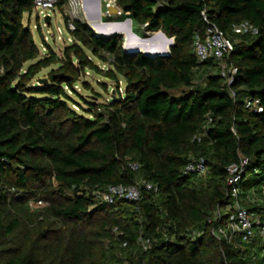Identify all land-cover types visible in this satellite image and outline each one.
<instances>
[{"label":"trees","instance_id":"16d2710c","mask_svg":"<svg viewBox=\"0 0 264 264\" xmlns=\"http://www.w3.org/2000/svg\"><path fill=\"white\" fill-rule=\"evenodd\" d=\"M34 1L0 0V264H264V235H214L233 211L227 168L241 157L239 203L264 221V0H115L121 14L105 21L174 38L157 58L127 53L123 36L100 37L82 20L60 55L46 42L43 52L24 23ZM68 2L55 9L64 15ZM204 14L234 43L223 58L237 69L231 84L222 62L195 51ZM244 22L257 33L234 31ZM87 73L114 82L98 81L106 101ZM197 158L202 174L186 169ZM133 184L137 200L97 193Z\"/></svg>","mask_w":264,"mask_h":264},{"label":"built area","instance_id":"2783aa9c","mask_svg":"<svg viewBox=\"0 0 264 264\" xmlns=\"http://www.w3.org/2000/svg\"><path fill=\"white\" fill-rule=\"evenodd\" d=\"M115 6H116V1ZM57 0H35V9L39 10V14L42 15L43 20L47 15H50L49 11L54 10ZM70 8L73 10V14H78L79 3L78 0H69L68 2ZM107 5V13L114 5ZM84 13V12H83ZM121 14V13H120ZM119 14V15H120ZM85 16V14H84ZM113 16V15H111ZM67 30H75L74 21L80 20L73 16H67ZM86 17V16H85ZM204 20L206 22V27L204 33H197L194 39V48L200 61H204L209 57H214L219 60L222 66L223 75L226 77L227 82L231 84L234 79V74H236L237 69L231 68L226 70V65L223 63V58L225 54H228L233 49V42L226 37L224 32L215 24L210 23L206 15L204 14ZM234 31L239 33H257V28L253 27L250 23L244 22L239 26L234 28ZM71 40V39H70ZM72 42V40H71ZM45 50V48H43ZM124 50L126 51V43L124 45ZM127 52V51H126ZM129 53V52H127ZM232 95H235L232 92ZM246 107H255L259 112L263 110L259 104V100H251V98L245 99ZM249 164L248 157H241L236 163H233L227 168L228 178V193L231 195L233 204L228 206V210H233L228 214L225 225L218 226V229L214 231V235L227 242H232L236 233L242 234V239L244 241H249L255 237L256 233L264 235V221H261L260 217L250 213L246 208H243L239 203V195L241 193L240 183L242 177L246 171L247 165ZM133 168H138V165L134 163ZM187 171H197L199 173H204L206 171L205 160L203 158L194 159L188 166ZM148 189H156V187L147 181L142 183ZM140 184H133L129 186L118 185L110 186L106 191L97 192L100 199L105 202H113L116 198H127L130 200H137L140 197ZM261 195L264 197V186L261 187ZM46 203L39 201H30V206L32 208L43 207ZM221 209L216 210L214 215L215 219H221Z\"/></svg>","mask_w":264,"mask_h":264},{"label":"rangeland","instance_id":"374dc122","mask_svg":"<svg viewBox=\"0 0 264 264\" xmlns=\"http://www.w3.org/2000/svg\"><path fill=\"white\" fill-rule=\"evenodd\" d=\"M113 1L114 0H100V6H101L100 17L102 18L103 22H105L103 17L109 16V14L107 13V5L106 4H111V5L115 6V2H113ZM78 3H79L78 14H73V10L70 8V6L68 4V6L65 9L64 15L65 16H73L75 18L77 17L80 20L86 22L88 24V26H90L89 19L87 17H85L86 15L84 16L83 8L87 5L98 7V2L95 0L94 1H92V0H78ZM115 7L119 8L117 5ZM120 11H121V9H120ZM49 13L51 15L50 24L46 23L45 18L43 20V17L41 14H39L38 9H34L33 13L30 15L26 14L24 17V23L26 25L27 24L30 25V28H31V31L33 33L36 44L38 45V47H40L42 49L43 52H45V50H43V48L46 46L44 44L46 42L48 45L51 46V48L54 51H56L60 55L64 46L67 43H70L71 40H73V39L67 30V26L65 24L64 15H63L62 11L56 8L54 10L49 11ZM96 15L93 16L95 19L97 17ZM37 16H39V18H40L39 21H37ZM113 16H117V15H113ZM38 27H41V32L38 30ZM131 28H133L136 32L143 35V30L137 24L133 23ZM94 32L96 33V31H94ZM148 32H149V34L147 33L142 38H145V37L149 38L153 34H156L157 31H148ZM123 37H124V44L123 45H125V43H126L125 42V35ZM158 40L160 41V39H158ZM140 49L143 51H149V50L144 49V48L143 49L140 48ZM149 52H151V51H149ZM53 67H56V66H53ZM48 72H49V69L42 71L37 76V78L46 77ZM84 79L89 81V83L93 86L94 91L101 93V96L98 99L99 102L106 101L108 96H110L112 94L111 92L108 93V92L104 91L102 89V86H100V84L98 83V81H101V82H106L109 85H113L114 82H112L111 80L103 78V77L98 76V75L93 74V73H87L85 75ZM122 87H123V85H122ZM76 89L81 95L86 96V98L88 100L93 101V100H91L90 97L87 96V95H92V92L88 91V90H84L82 88V86L80 85V83L76 85ZM80 103L82 104L83 107L86 108V105L83 102H80Z\"/></svg>","mask_w":264,"mask_h":264},{"label":"bare ground","instance_id":"6f19581e","mask_svg":"<svg viewBox=\"0 0 264 264\" xmlns=\"http://www.w3.org/2000/svg\"><path fill=\"white\" fill-rule=\"evenodd\" d=\"M95 1L98 2V7L87 5L83 8V12L86 15V17L89 19L90 26L99 35L108 36L115 31L120 32L123 35H125L127 49L134 51L136 50V48L138 49L144 48V49L151 51V52L149 51L145 52L146 54L150 56H155L159 52H162V53L167 52L168 49L170 48L171 40L165 38L164 35L160 33L159 31L156 32L155 37L153 39L147 40L145 38L132 35L131 24L129 21L121 22V23H113V22L104 23L100 19V15H101L100 0H95ZM112 9L113 8H111V10ZM95 15L97 16L96 19L93 17ZM158 39H160V41Z\"/></svg>","mask_w":264,"mask_h":264},{"label":"water","instance_id":"95a60500","mask_svg":"<svg viewBox=\"0 0 264 264\" xmlns=\"http://www.w3.org/2000/svg\"><path fill=\"white\" fill-rule=\"evenodd\" d=\"M120 13H121L120 9L117 8V7H115V6H113V9L109 11V15H119ZM100 19H101V21H102V18H101V17H100ZM45 21H46L47 24H50V22H51V15H47V16L45 17ZM126 21H129L130 24L132 25V20H131L130 18H128V19H126V20H124V21H105L104 23H111V22H113V23H121V22H126ZM89 27H90V26H89ZM90 28H91L93 31H95L92 27H90ZM131 30H132V28H131ZM159 32L162 33V34L164 35L165 38L171 40V46H170V48L168 49L167 52H163V53H162V52H159V53H157L155 56H150V55L146 54L144 51H142V50H140V49H138V48H136V50H134V51H133V50H129V49L126 48V51L129 52V53L142 52L144 55H146V56H148V57H151V58H157V57H168V56H170V54H171V47L174 46V44H175V42H174V38H170V37L166 36L165 33L162 32V30H159ZM96 33H97V32H96ZM97 35L100 36V37H103V38H109V37L114 36V35L124 36L122 33L117 32V31L113 32L112 34H110V35H108V36L99 35L98 33H97ZM132 35L137 36L133 31H132ZM154 37H155V34H153V35L150 36L149 38L145 37V39H153ZM125 42H126V38H125ZM42 82H45V83H46L47 80H46V79H43Z\"/></svg>","mask_w":264,"mask_h":264},{"label":"crops","instance_id":"0c3cea01","mask_svg":"<svg viewBox=\"0 0 264 264\" xmlns=\"http://www.w3.org/2000/svg\"><path fill=\"white\" fill-rule=\"evenodd\" d=\"M248 191L250 193L249 195H251L254 198L257 196V194H259L258 190L256 188H250V190H248Z\"/></svg>","mask_w":264,"mask_h":264},{"label":"clouds","instance_id":"9594fccd","mask_svg":"<svg viewBox=\"0 0 264 264\" xmlns=\"http://www.w3.org/2000/svg\"><path fill=\"white\" fill-rule=\"evenodd\" d=\"M132 26V25H131ZM123 47H124V45H123Z\"/></svg>","mask_w":264,"mask_h":264}]
</instances>
